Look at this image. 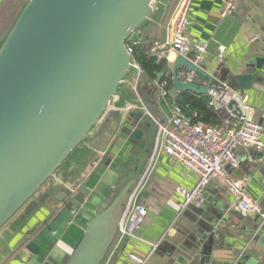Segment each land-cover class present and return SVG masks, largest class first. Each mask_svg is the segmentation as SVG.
<instances>
[{
    "label": "water",
    "instance_id": "water-1",
    "mask_svg": "<svg viewBox=\"0 0 264 264\" xmlns=\"http://www.w3.org/2000/svg\"><path fill=\"white\" fill-rule=\"evenodd\" d=\"M162 4L163 0L27 1L0 46V234L26 227L36 231L63 205L62 211L78 213L71 192L53 196L50 189L58 187L57 173L81 146H98L110 122L100 125L107 111L124 85L134 82L138 64L129 43ZM253 68L252 73L231 77L233 89L243 94L251 89L264 74V57ZM182 70L203 76L208 85L183 82L178 77ZM164 76L159 73L156 84L138 85L147 112L132 109L106 133V147L98 149L105 156L94 158L92 166L100 163L98 173L105 171L109 188L98 196L92 217L63 264L104 262L157 149L164 120L155 97ZM173 78L178 94L208 95L214 83L213 77L180 56L173 63ZM78 192L87 203L97 197L85 185Z\"/></svg>",
    "mask_w": 264,
    "mask_h": 264
},
{
    "label": "crops",
    "instance_id": "crops-1",
    "mask_svg": "<svg viewBox=\"0 0 264 264\" xmlns=\"http://www.w3.org/2000/svg\"><path fill=\"white\" fill-rule=\"evenodd\" d=\"M27 1L0 0V46ZM179 1L163 0L153 20L134 34L133 41L148 49L165 42L171 36L170 23ZM20 2L21 8L14 10ZM221 11V0H194L188 35L193 42L209 44L202 70L214 78L213 84L233 88L231 77L252 73L255 62L264 57V0H238L235 13L226 19L220 17ZM221 45L226 49L223 59L219 58ZM176 58L175 54L170 56L172 73ZM259 77L244 96L255 109V120L264 127V74L260 73ZM201 79L206 80L203 76ZM177 95L175 91L173 97ZM138 100L133 86L124 85L121 96L115 99L100 124L110 120L98 146L93 148L85 143L57 173L54 181L58 187L50 189V193L54 196L62 190L71 192V198L76 197L79 205L78 213L62 211L63 205L36 231L34 227H26L23 232L4 231L0 234V264L65 262L92 217V210L100 201L98 196L109 188L108 181H104L105 171L98 173L100 163L92 166L94 158L99 156L103 160L105 156L98 149L106 147V133L125 116L128 103ZM262 139L264 141V132ZM237 154L241 166L233 171V176L251 178L249 194L264 210V153L238 149ZM195 183L196 177L185 167L161 156L141 196L148 209L138 232L141 241L127 244L121 261L129 252H135L142 257L149 256L146 264H264V223L259 217L236 210L232 193L219 181H212L205 189L201 207L181 209L183 199L177 188L192 189ZM80 185L97 193L93 203H87V198L78 192ZM154 245H158L155 250Z\"/></svg>",
    "mask_w": 264,
    "mask_h": 264
},
{
    "label": "built area",
    "instance_id": "built-area-1",
    "mask_svg": "<svg viewBox=\"0 0 264 264\" xmlns=\"http://www.w3.org/2000/svg\"><path fill=\"white\" fill-rule=\"evenodd\" d=\"M193 1H179L175 16L170 23L171 36L165 42L158 44L156 48L150 49L158 61L166 60L168 64L170 63V70L171 62L169 60L172 54L190 60L194 66L201 69L208 54L209 44L207 42H193L188 35ZM221 3L220 17L226 19L235 13L238 0H221ZM129 49L132 52L130 47ZM218 51L219 58L223 59L226 53L225 47L219 46ZM135 74L132 86L141 106L127 105L125 111L129 113L132 109L137 108L147 112L146 104L138 93L139 78L143 74L139 65ZM178 77L183 82L208 85L207 80L201 79L193 71H179ZM153 83L156 84V81ZM174 92L175 89L167 90V82L161 81L157 84L155 102L164 120L163 124H159L157 149L147 175L133 196L120 224L118 235L102 264L147 263L149 256L142 257L135 252L126 254L123 261H121V256L127 244L141 241L138 232L146 220L148 209L140 202V197L147 185L154 164L163 155L182 165L196 177V183L192 189L183 186L177 188L178 194L183 199L181 209L185 210L191 206L201 207L204 202L205 189L212 181L216 180L225 185L232 193L233 206L236 210L243 215L259 217L264 223V210L248 191L251 178L249 176L240 178L233 176V171L241 166V160L237 154L238 149H254L258 153H264L262 139L264 127L255 120V109L241 91L233 89L227 84H213L208 94L210 107L221 119L219 125L213 126L187 116L183 109L174 102ZM157 246L154 245L153 249L155 250Z\"/></svg>",
    "mask_w": 264,
    "mask_h": 264
},
{
    "label": "trees",
    "instance_id": "trees-1",
    "mask_svg": "<svg viewBox=\"0 0 264 264\" xmlns=\"http://www.w3.org/2000/svg\"><path fill=\"white\" fill-rule=\"evenodd\" d=\"M21 6L22 3L20 2L17 7L15 6V9H13L17 11L19 8H21ZM129 47L132 50L135 62L143 70V74L139 78V85H151L158 79V74L163 72L165 73V76L163 77L162 82H167L168 91L174 90L172 72L166 60L158 61L156 55H154V53L142 43L131 42ZM174 102L183 109V112L187 116L196 121L213 126L219 125L221 123L219 115L212 107H210V97L208 95H198L192 92L179 93L176 96ZM140 202L142 203L141 197Z\"/></svg>",
    "mask_w": 264,
    "mask_h": 264
},
{
    "label": "flooded vegetation",
    "instance_id": "flooded-vegetation-1",
    "mask_svg": "<svg viewBox=\"0 0 264 264\" xmlns=\"http://www.w3.org/2000/svg\"><path fill=\"white\" fill-rule=\"evenodd\" d=\"M125 112H126V111H125ZM125 112H124V113H125ZM126 114H127V115H126ZM126 114H125V115L128 116V113H127V112H126ZM122 119H123V118H122ZM122 119H121V120H122Z\"/></svg>",
    "mask_w": 264,
    "mask_h": 264
}]
</instances>
